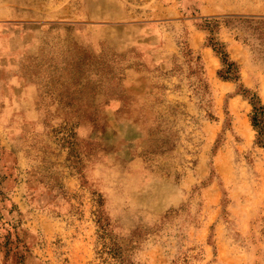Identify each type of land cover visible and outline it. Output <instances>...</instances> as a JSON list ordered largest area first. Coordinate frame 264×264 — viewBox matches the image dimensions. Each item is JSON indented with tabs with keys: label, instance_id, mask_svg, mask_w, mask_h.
Segmentation results:
<instances>
[{
	"label": "rangeland",
	"instance_id": "1",
	"mask_svg": "<svg viewBox=\"0 0 264 264\" xmlns=\"http://www.w3.org/2000/svg\"><path fill=\"white\" fill-rule=\"evenodd\" d=\"M254 97L264 0H0V264H264Z\"/></svg>",
	"mask_w": 264,
	"mask_h": 264
},
{
	"label": "trees",
	"instance_id": "2",
	"mask_svg": "<svg viewBox=\"0 0 264 264\" xmlns=\"http://www.w3.org/2000/svg\"><path fill=\"white\" fill-rule=\"evenodd\" d=\"M223 62L225 64V69L222 72V75L226 78L235 77L238 71L236 63L234 61H230L226 54H224ZM251 103V123L253 127L257 130L258 141L264 142V104L261 103L257 97L252 98Z\"/></svg>",
	"mask_w": 264,
	"mask_h": 264
}]
</instances>
